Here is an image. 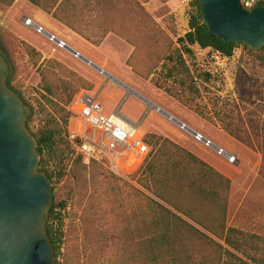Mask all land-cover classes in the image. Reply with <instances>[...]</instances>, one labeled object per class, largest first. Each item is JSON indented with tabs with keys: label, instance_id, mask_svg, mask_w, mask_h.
<instances>
[{
	"label": "rangeland",
	"instance_id": "rangeland-1",
	"mask_svg": "<svg viewBox=\"0 0 264 264\" xmlns=\"http://www.w3.org/2000/svg\"><path fill=\"white\" fill-rule=\"evenodd\" d=\"M105 1L110 2V0ZM111 1L121 3L125 10L131 6L141 5L168 36L162 38L160 48L153 46L152 39L146 36L143 40L145 48L141 49L139 54L149 53L150 57L156 58L157 54L165 52L164 49L169 45V40L176 45V38L188 30L186 13L189 0ZM85 2L86 0H75V9L79 17L85 21L82 24L83 30L90 36L96 37L94 29L98 28L104 15L99 11L90 12ZM10 10L13 15H10ZM133 14L135 15V9L131 16ZM27 15H31L47 28L61 34L80 52L90 56L91 54L76 37L66 33L54 21L42 16L28 0H15L11 5L0 0V51L11 65L8 75L10 85L19 93L25 104V110L29 111L28 130L34 135L40 125V116L36 110L37 86L40 77L36 72V67L25 53L22 39L15 33V29L43 50L54 52L66 61L76 62L77 60L69 53L57 48L44 36L33 30L25 29L21 19ZM121 26L128 29L132 24L129 20H125ZM142 27V30H146L145 25ZM126 32L134 39L137 38L133 32L131 33V29ZM114 45L118 55L111 60L110 65L120 71L126 49L123 45ZM193 49L195 56L188 61L193 60L191 64H194L195 71H204L205 49L199 48L198 45H194ZM263 55V51H250L249 48L237 46L224 69H219L217 73L210 75L207 81L197 80L202 95L200 105L203 111L213 119L212 121L202 118L187 107L185 110L176 105L174 101L154 92L153 81L163 74L159 69L148 79L139 80L134 76L124 78L134 90L148 100L156 102L168 114L201 132L214 144L236 154L237 161L233 164L227 163L211 149L194 141L189 134L180 130L177 124L169 121L164 114L156 112L153 108L145 113L146 107L141 106L142 101L135 95H129L122 104V112L145 114L140 125L145 133H149L146 130L151 129L150 125L162 124L188 141L189 145H194L201 150L204 156L214 161L230 175L228 188H224L223 184L219 188L214 187L216 195L212 194L210 184L204 183L201 189V185L191 178L193 174L178 179L180 188L169 186L164 191L167 200L177 203L200 223L223 234L227 228L236 227L264 237V62L260 59ZM102 78L106 79L105 76ZM110 87L111 82L107 81L105 90ZM112 91L118 94L122 92L116 86ZM160 91L163 90L160 89ZM98 101L102 102L105 112H110L115 107L112 101L103 100L102 93ZM73 128L74 122L70 117L67 124V140L70 146L65 151V173L59 181L55 182L54 187V202L60 200L66 202L65 209L59 211L61 212L59 220L53 223L56 226L60 225L62 231V245L58 256L60 264L64 259L67 264L112 263L114 246L117 243L119 231L124 228V225L129 232L127 248L136 252L143 240V246H145L147 233L160 228L161 224L155 226L150 220L151 211L148 210L143 196L151 197L210 235L207 230L143 188L138 179L142 168L135 173L130 170L126 173H117L105 161L91 163V160L87 161L82 156L81 162H78V155L70 139ZM155 152L156 148L153 147L151 157ZM215 197L217 199L214 200ZM123 204L124 217L121 216V205ZM156 219H159L158 216ZM122 221L126 223L122 224ZM212 237L224 244L223 240ZM185 243L193 246L191 238ZM196 252L194 253L198 254V257L194 258L195 264L218 263L215 262L217 259L214 258L215 254L211 249L204 248L199 253ZM143 263V258L134 253L133 264Z\"/></svg>",
	"mask_w": 264,
	"mask_h": 264
},
{
	"label": "trees",
	"instance_id": "trees-1",
	"mask_svg": "<svg viewBox=\"0 0 264 264\" xmlns=\"http://www.w3.org/2000/svg\"><path fill=\"white\" fill-rule=\"evenodd\" d=\"M3 1L11 5L15 0ZM28 1L95 46L100 45L109 32L118 35L133 46L131 54L126 59V64L131 67L134 73L143 79H148L159 69L163 74L153 81V85L162 89L167 95L193 110L202 118L210 121L213 119L203 111L200 105L202 95L197 85V80H209L210 74L205 71H195L194 64H191L193 60L192 62L188 61L195 56L193 46L198 45L199 48L205 50L215 49L226 56H232L233 50L237 46L247 48L245 44L223 42L217 37H209L207 28L201 20L198 0H189L186 13L188 30L176 38L175 46L172 40H169L170 43L164 49L165 52L160 55L157 54L156 58L150 57L149 53L139 54V51L145 48L143 40L147 36L152 39L153 46L160 48L162 38L168 36L141 5L131 6L125 10L121 6L122 4L116 1L112 3L111 0L110 2L86 0L85 6L90 12L99 11L104 15L98 24V28L94 29L96 37H92L82 28L85 21L79 17L78 11L75 9V0ZM259 6H264V0H255L249 7L244 5L247 10ZM134 9L135 15L131 16ZM125 20H129L132 24L131 28L128 29H131V33L136 35V39L126 32L128 29L121 26ZM142 25H145L146 30H142ZM22 44L25 53L36 67V72L40 77L37 86L36 109L40 116V125L32 136L35 138L39 155L38 170L49 179L52 191V202L46 214L44 233L53 250L52 264H60L58 256L62 245V231L60 225L56 226L53 223L59 220L61 213L59 211L65 209L66 202L61 200L54 202V187L55 182L64 176L65 151L70 146V142L67 140V124L72 112L68 106L78 91L81 89L91 90L94 85L62 62L53 58L42 60L41 52L25 41H22ZM250 51L253 50L250 49ZM255 51L264 52V47ZM0 54L11 69L7 58L1 51ZM260 59L264 62V55ZM6 85L20 97L19 93L10 85L9 76L6 79ZM28 118L29 111L26 110L25 125L27 129L29 128L27 125ZM144 139L156 148V152L142 166L138 176L142 187L207 230L210 235L199 230L151 197L143 196L148 210L151 211L150 220L155 226L157 224H161V226L148 232L145 238L147 240L145 246H143V240L142 245L140 244L141 247L133 252L132 249L127 248L129 232L124 225V228L119 231L112 256L113 262L110 264H133L134 253L143 258V264H195L194 258H197L198 254L194 252L199 253L204 248L213 251L217 264H264V237L236 227L227 228L224 234L218 232L200 223L191 214L183 210L180 205L167 200L164 195V191L169 186L180 188L178 179L183 176L187 177L189 174H193L191 178L201 185V189H203L204 183L210 184L214 195L217 194L215 193V186L219 188L223 184L224 188H228L230 180L167 137L149 132L145 133ZM77 155L78 162H81L82 155ZM91 163L99 162L91 160ZM217 197L213 199L215 200ZM121 207V216L124 217V204ZM156 216L159 219H156ZM125 223L122 221V224ZM212 236L223 240L224 244L217 242ZM190 238L193 246L185 243ZM61 263L67 264L65 259Z\"/></svg>",
	"mask_w": 264,
	"mask_h": 264
},
{
	"label": "water",
	"instance_id": "water-1",
	"mask_svg": "<svg viewBox=\"0 0 264 264\" xmlns=\"http://www.w3.org/2000/svg\"><path fill=\"white\" fill-rule=\"evenodd\" d=\"M209 37L264 47V6L247 10L242 0H198ZM10 73L0 54V264H52L44 233L52 202L49 179L38 170L35 138L25 125L22 99L6 85Z\"/></svg>",
	"mask_w": 264,
	"mask_h": 264
},
{
	"label": "built area",
	"instance_id": "built-area-1",
	"mask_svg": "<svg viewBox=\"0 0 264 264\" xmlns=\"http://www.w3.org/2000/svg\"><path fill=\"white\" fill-rule=\"evenodd\" d=\"M254 1L243 0V4L249 7ZM23 24L26 28L44 36L49 42L69 53L73 58L90 67L93 66L92 62L85 58L81 52L33 18L23 17ZM205 52L204 71L210 75H214L219 69H224L232 57L215 49H207ZM99 71L103 73V70ZM152 108L156 112L164 113L157 105ZM68 109L72 112L71 119L74 122V128L70 134L72 145L76 153L81 154L87 161H105L117 173H126L129 170L135 173L151 157L153 146L145 141V132L139 127V124L132 125L119 112L118 107L112 112H105L99 101L86 91L80 90L74 95ZM165 116L169 121L175 122L180 130L189 134L194 141L211 149L227 163L233 164L237 161V156L233 151H226L214 144L204 134L192 129L172 115L167 113Z\"/></svg>",
	"mask_w": 264,
	"mask_h": 264
},
{
	"label": "crops",
	"instance_id": "crops-1",
	"mask_svg": "<svg viewBox=\"0 0 264 264\" xmlns=\"http://www.w3.org/2000/svg\"><path fill=\"white\" fill-rule=\"evenodd\" d=\"M13 6H12V8H13ZM34 8L38 12H40V14L42 16H45V17L49 18L50 20L54 21V23H56V25L58 27H60L62 30H64L66 33L76 37L84 45L85 49L91 54V56L88 54H85L83 52H81V54L85 58L90 60L94 67L91 68L90 66H88L84 62L79 61L77 59H76L77 60L76 62L69 61V60L66 61V60L62 59L61 57L55 55L54 52H47V51L43 50L40 46L35 44L34 42H32L29 39H27L26 37L22 36L18 29H15V33L22 39V41H25L26 43H28L31 46H33L34 48H36L39 52H41L42 60L48 59V58H53V59H56L58 61H61L63 64H65L66 66H68L69 68L76 71L78 74L82 75L84 78H86L87 80L92 82L94 86L91 90H85V89H81V90L86 91L91 97H94L95 100H97V101H98L99 95L102 93L103 100H109V101H112L113 104H115L114 109L111 110L110 112L114 111L118 107L119 112L132 125L139 124V127H140L141 122L144 120L145 114L144 115H142L141 113H130L129 114V113L122 112L121 108H122L123 102L128 99L129 95H135L142 101L141 106L144 108L146 107L145 108L146 111H144L145 113L149 109H152V107L154 105H157V104H156V102H152V101L148 100V98H145L140 93H138L136 90H134L132 88V86H130L124 79V78H130V76H134L135 78L142 80L141 79L142 77H140L139 75L134 73L132 71L131 67L126 64V59L131 54V52L133 50V46L112 32L107 33V35L103 39L102 43L98 46H95L92 43H90L89 41H87L84 38H82L81 36H79L77 33L73 32L71 29H69L68 27H66L62 23L55 20L51 15L45 13L44 11H42L41 9H39L36 6H34ZM10 13H11V10H10ZM10 15H13V14L11 13ZM23 17L33 18L31 15H27V16H23ZM23 17L21 19L22 26L27 30H32V29H28L24 26ZM34 20H36V19H34ZM36 21L39 24L43 25L38 20H36ZM47 29L53 33H56L60 38L67 41L61 34L56 32L55 30H51L49 28H47ZM68 44L70 46H72L70 43H68ZM114 44H116V46H117V44L123 45L126 49V52L124 53L123 59H122L123 66H122V69L120 71H117L115 68H113L110 65L111 60L118 55V52L116 51L117 48L115 47ZM99 70H103V73H101ZM101 75L105 76L106 79H103ZM107 81L111 82V87L109 89L105 90V86H106ZM115 86L119 87L122 92H120L119 94L113 92L112 89ZM154 92H156L157 94H160L162 96H165L167 99L174 101L176 103V105H178L179 107L187 110L185 106L180 104L177 100H175L171 96L167 95L164 91H160V89H158V88L156 89L155 86H154ZM100 103L102 104V102H100ZM163 111L165 114H167L166 110H163ZM164 113H162V114H164ZM150 128L151 129L146 130V131L147 132H153L155 134L169 138L170 140H172L173 142H175L179 146L185 148L186 150L191 152L193 155H195L196 157L201 159L203 162H205L212 169H214L218 173L222 174L226 178L230 179L229 178L230 175L228 173H226V171H224V169L222 167H220L214 161H212L209 158H207L206 156H204L202 154L201 150L194 147V145H189L187 143L188 141L182 139L181 136H179L178 134H176L174 132H171L166 126H164L162 124H152V125H150Z\"/></svg>",
	"mask_w": 264,
	"mask_h": 264
}]
</instances>
